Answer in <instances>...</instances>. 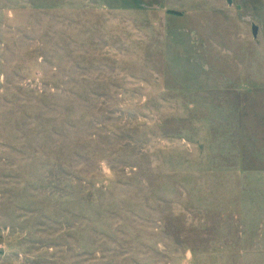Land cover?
Listing matches in <instances>:
<instances>
[{
  "label": "rangeland",
  "instance_id": "1",
  "mask_svg": "<svg viewBox=\"0 0 264 264\" xmlns=\"http://www.w3.org/2000/svg\"><path fill=\"white\" fill-rule=\"evenodd\" d=\"M0 264H264V0H0Z\"/></svg>",
  "mask_w": 264,
  "mask_h": 264
},
{
  "label": "water",
  "instance_id": "2",
  "mask_svg": "<svg viewBox=\"0 0 264 264\" xmlns=\"http://www.w3.org/2000/svg\"><path fill=\"white\" fill-rule=\"evenodd\" d=\"M230 3H232V0H228ZM253 32H254V34H255V36L257 35V33H258V27L257 26H254L253 27Z\"/></svg>",
  "mask_w": 264,
  "mask_h": 264
}]
</instances>
